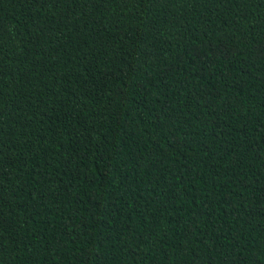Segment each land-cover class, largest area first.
<instances>
[{
  "label": "trees",
  "instance_id": "16d2710c",
  "mask_svg": "<svg viewBox=\"0 0 264 264\" xmlns=\"http://www.w3.org/2000/svg\"><path fill=\"white\" fill-rule=\"evenodd\" d=\"M0 264H264V0H0Z\"/></svg>",
  "mask_w": 264,
  "mask_h": 264
}]
</instances>
